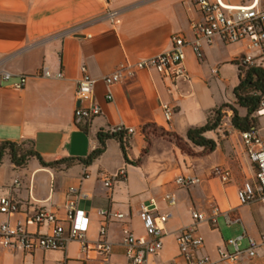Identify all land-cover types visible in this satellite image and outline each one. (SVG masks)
I'll use <instances>...</instances> for the list:
<instances>
[{"label":"crops","instance_id":"1","mask_svg":"<svg viewBox=\"0 0 264 264\" xmlns=\"http://www.w3.org/2000/svg\"><path fill=\"white\" fill-rule=\"evenodd\" d=\"M222 1L264 7V0ZM200 17L195 0H0V71L28 75L21 90L11 82L0 88V144L32 141L46 162L74 160L45 167L32 159L17 167L6 157L0 165V198L14 197L19 209L0 212V222L23 225L35 236L53 233L56 224L68 230L70 199H76L90 219L87 250L79 240L69 241L66 248H37L32 253L0 245V264H102L104 256L95 250L103 222L100 210L125 215L110 219L108 239L113 247L111 259L130 264L123 230L147 237L141 216L144 204L170 214L163 225V247L149 256L147 264H183L179 231L194 224V211L209 216L214 205L220 210L216 223L197 224L196 234L205 241L196 255L218 261L220 249L235 250L228 240L239 238L242 253L221 264H264V247L257 248L255 255L246 251L249 238H264V200H240L239 191L246 182L257 185V164L247 150L243 131L232 123V110H226L216 129L204 133L216 142L214 150L188 139L190 129L204 126L214 110L226 103L235 105L241 116L247 115L245 108L236 105L234 89L240 82L243 59L252 56L260 62L261 50L245 42L204 39L201 57L190 45L185 47L188 77L127 68L117 84L108 87L104 81L121 64L170 50L174 35L194 40L191 20ZM84 67L97 80L94 101L102 113L78 118V106L89 104L76 96ZM45 69L50 77L43 75ZM163 103L173 105L171 121L165 118ZM255 117L253 126L262 140L254 145L258 149L264 147V111ZM119 125L135 129L126 139L128 159L121 142L109 138L104 152L92 163L80 161L100 146L101 130ZM216 168L229 172L226 182L215 174ZM120 170L126 171L127 178L106 187L101 173L114 176ZM181 175H195L200 181L180 187L176 178ZM74 186L88 196L72 195ZM42 210L56 214V222H28Z\"/></svg>","mask_w":264,"mask_h":264},{"label":"built area","instance_id":"2","mask_svg":"<svg viewBox=\"0 0 264 264\" xmlns=\"http://www.w3.org/2000/svg\"><path fill=\"white\" fill-rule=\"evenodd\" d=\"M196 8L201 14L198 19L191 20V28L195 35L194 40L188 42L181 35L172 37V48L160 54L142 59L134 64H121L113 73L105 76L104 81L109 87L121 81L123 70L127 68L137 69H156L163 76L177 78L179 76L188 77V73L184 66L186 57L185 47L190 45L196 52L198 57L202 56V40L209 42L221 40L227 43L245 42L249 48L261 50V62L264 63V7L258 6L257 3L250 5H229L222 0H195ZM244 63L253 64L256 62L252 56L243 59ZM43 75L50 77L52 74L48 69L43 71ZM62 76V73L57 75ZM28 75H16L6 70L0 71V88L2 84L11 82L16 89H23L26 85ZM97 80L93 78L83 68V76L78 80L76 96L81 102L86 100L89 102L87 106L79 105L75 115L78 118H89L100 115L102 108L94 101V90ZM107 98L111 100L113 95L109 92ZM164 115L167 121H171L173 117V105L170 103L162 104ZM264 111V104L260 112ZM115 133H123L127 139L133 134L135 129L122 125L111 129ZM243 138L247 146V150L252 160L257 164V185L246 182L239 191V197L242 203L253 202L256 200H264V147L255 149V144H261L262 140L258 135L255 126H251L248 130L243 131ZM215 174L226 182L229 178V172L216 168ZM89 177V174H86ZM125 170H120L117 175L111 176L101 173L102 182L106 187L113 185L114 181L126 179ZM200 181L195 175H181L176 178V182L180 187H188ZM18 184V180L16 181ZM70 193L78 198H86L88 194L78 187H71ZM171 202L174 197L168 195ZM66 207L70 220L69 229L66 230L62 225L56 224L53 233L44 236H35L29 234L23 225L12 226L7 221L0 222V245L18 246L25 251L32 253L37 248L42 249H59L66 248L71 240H79L84 249L89 248L86 239V232L89 227L90 219L86 211L80 209L76 199L68 200ZM19 209V202L12 196H4L0 198V212L10 214ZM220 210L214 205L211 208L210 215L194 211V224L182 228L178 233V244L181 254L185 257L183 264H221V262L229 260L234 261L242 253L238 245L239 238H231L229 244L235 246L233 252L220 249V260L214 261L208 256H197L196 252L204 245V237L196 234L197 224L201 221L210 220L216 223L217 215ZM99 214L103 218L100 227L99 240L95 246V250L101 253L103 258L102 264H116L112 259V242L108 239V222L114 216L124 218L121 212H113L112 210H100ZM141 216L147 231V237L136 236L130 229L124 228V245L126 256L130 264H147L150 255L157 253L163 247L164 223L170 214L159 213L156 205L144 204L141 208ZM56 214L46 210L39 211L28 222L34 223H52L56 222ZM264 247V238L257 241L249 238V247L246 251L250 255H255L256 249Z\"/></svg>","mask_w":264,"mask_h":264},{"label":"trees","instance_id":"3","mask_svg":"<svg viewBox=\"0 0 264 264\" xmlns=\"http://www.w3.org/2000/svg\"><path fill=\"white\" fill-rule=\"evenodd\" d=\"M235 103L237 106L247 110L246 116L239 114L238 108L230 103L222 105L214 110L213 116L202 127L192 128L188 132V139L199 146H204L212 151L216 148V142L204 136L206 131L216 129L222 122V118L227 109L233 112L232 123L241 131L248 130L256 121L255 115L260 112L264 104V63L254 62L242 63L240 67V82L234 89ZM100 146L94 150L88 157L80 159L85 164L92 163L105 150V141L109 138H117L121 144L123 152L127 158V143L123 133H115L110 130H101L98 133ZM8 157L17 167H24L30 160L38 159L45 167H56L61 164H70L74 160H58L46 162L40 153L34 148L32 141L21 143L5 141L0 144V165ZM128 159V158H127Z\"/></svg>","mask_w":264,"mask_h":264}]
</instances>
